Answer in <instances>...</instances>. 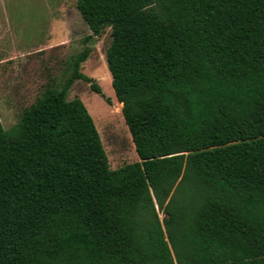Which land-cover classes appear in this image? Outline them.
Listing matches in <instances>:
<instances>
[{"label":"trees","instance_id":"1","mask_svg":"<svg viewBox=\"0 0 264 264\" xmlns=\"http://www.w3.org/2000/svg\"><path fill=\"white\" fill-rule=\"evenodd\" d=\"M138 160L109 167L68 76L0 123V264H264V0H76ZM104 100L110 104L109 98ZM166 217L159 219L157 212Z\"/></svg>","mask_w":264,"mask_h":264},{"label":"rangeland","instance_id":"2","mask_svg":"<svg viewBox=\"0 0 264 264\" xmlns=\"http://www.w3.org/2000/svg\"><path fill=\"white\" fill-rule=\"evenodd\" d=\"M90 33L76 0H0V123L4 130L11 128L46 87L59 85L68 76L69 56L88 46L90 52L80 71L93 78L100 94L76 80L66 99L82 101L99 133L109 167L116 169L138 157L106 68L110 29L85 43ZM157 213L159 219L166 217Z\"/></svg>","mask_w":264,"mask_h":264},{"label":"bare ground","instance_id":"3","mask_svg":"<svg viewBox=\"0 0 264 264\" xmlns=\"http://www.w3.org/2000/svg\"><path fill=\"white\" fill-rule=\"evenodd\" d=\"M118 105H119V103H117ZM119 108H120V106H119Z\"/></svg>","mask_w":264,"mask_h":264}]
</instances>
